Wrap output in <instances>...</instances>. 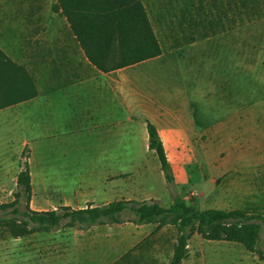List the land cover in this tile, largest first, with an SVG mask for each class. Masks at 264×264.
<instances>
[{
    "label": "crops",
    "instance_id": "crops-1",
    "mask_svg": "<svg viewBox=\"0 0 264 264\" xmlns=\"http://www.w3.org/2000/svg\"><path fill=\"white\" fill-rule=\"evenodd\" d=\"M22 3L24 11L19 15L0 13V143L8 137V112L13 108L20 109L19 122L23 121L21 117L24 120L31 117L33 127L29 129L43 133V137L69 134L64 145L60 141L49 145L51 168L56 169L51 179L58 181L63 193L70 189L67 180L73 179L68 172V164L71 163L68 149L73 148L74 153L81 149L73 159V174L77 181L74 188L78 192H74L73 197L64 194L60 206L83 208L120 199H156L165 206L171 205L173 199L169 184L160 161H156L157 155L149 148L148 120L159 130L175 174L176 187L191 181V164L198 169L202 165L210 167L213 172L210 179L212 194L208 201L214 206L205 209L245 210L248 205L264 203L260 197L264 191V155L260 147L247 144L219 151L214 156L212 150L204 153L201 150L210 147L222 149L229 133H232V127L224 122L223 117L219 120L204 118L195 106L198 97H202V85L215 83L203 80L196 73L203 53L192 61L193 68H188L189 62L185 61L176 90L172 92L164 84L158 87L156 95L148 94L135 81L138 71L132 68L158 58L164 52L133 65L103 71L89 61L77 39L75 43L76 37L70 27L59 30L51 22L49 27L44 26L43 22L47 24V19L56 21L60 14V10L55 8L57 0H24ZM210 63L216 62L211 60ZM229 64L234 67L231 61ZM240 66L248 93L249 60L242 59ZM192 70L194 74H191ZM26 72L35 83L38 94L8 104L17 84L27 82ZM205 92L204 96H208V91ZM221 95L216 93L213 97L221 99ZM261 96L264 100V91ZM262 106L264 113V103ZM226 107L232 110L233 104H226ZM235 171L241 172V179H235ZM162 188L166 189L164 194H160ZM191 193L200 195L194 190ZM240 201L243 207L238 205ZM82 203L87 205L82 206ZM131 223L135 229L127 227L130 233L117 227L116 223L111 229L106 228L108 224L101 225L98 231L101 234L93 239V243L99 246L100 264H170L179 236L178 229L169 224L156 231V223ZM166 230L175 231L176 236L162 238L156 235L148 239L151 246L144 247L141 243L146 234H162ZM195 242L197 244L192 249L190 239L188 256L181 264H198L199 259L206 264L209 251L221 255L232 253V256L236 251L238 259L244 262L251 252L243 244L227 240L202 238ZM135 246L137 249L131 250ZM65 256V264H70V254Z\"/></svg>",
    "mask_w": 264,
    "mask_h": 264
},
{
    "label": "rangeland",
    "instance_id": "rangeland-1",
    "mask_svg": "<svg viewBox=\"0 0 264 264\" xmlns=\"http://www.w3.org/2000/svg\"><path fill=\"white\" fill-rule=\"evenodd\" d=\"M23 1L0 0V13L9 12L11 15H19L24 11ZM143 2L164 53L158 58L144 61L132 68L138 71L135 73L137 84L143 86L148 94L156 95L159 91L158 87L164 84L173 92L179 87L178 78L180 71L183 73L186 66L185 61L189 62L188 68H193L195 65L192 61L198 59L200 53H203L196 73L200 74L203 80L207 79V82L213 80L215 83L202 85V97H198L195 106L204 118L219 120L223 117L224 122L232 127V133H229L222 149L210 147L201 150L203 153L212 150L214 156L219 151L233 147L237 149L250 144L260 147L259 150L264 155V113L262 111L264 100L261 96L264 91V0H143ZM55 8L58 10L57 6ZM60 14L56 21L47 19V24L43 22L44 26L49 27L51 22L59 30L69 29L67 20ZM242 59H248L250 63L248 93L247 81L245 78L244 81L242 79L240 66ZM211 60L216 63L212 65ZM218 61L222 63L218 64ZM230 61L234 67H231ZM191 74H194V70ZM190 86L193 88V85ZM205 91H208V96H204L207 94ZM216 93L219 96L223 95L221 99L214 98ZM231 103L232 110L226 107V104ZM19 111L20 109L13 108L8 112L10 131L7 139L0 143V203L14 198V192L18 189V173L27 160L33 185L31 207L38 210L59 208L64 194L73 197L74 192H78L74 188L77 181L73 174L75 166L73 159L81 149H76L75 153L73 148L68 149L70 151L68 158L71 162L70 165L68 164V172L73 179L67 180V187L70 189L63 193L58 181L51 179V174L56 173V169L51 168L49 145L58 141L64 145L69 134L60 133L56 138L43 137V133L29 129L33 127L31 117L25 120L21 117L23 121L19 122ZM207 137L208 133L205 134V138ZM138 151L140 154V147ZM156 161L158 163V158ZM189 169L191 181L178 186V192L186 196L185 199L190 205L199 209L214 206L208 201L212 194L210 179L213 172L210 167L202 165L198 169L191 164ZM64 173L67 172L64 171ZM233 176L235 179H241L242 174L235 171ZM193 190L200 195L192 194ZM165 192L166 189L162 188L160 194ZM170 192L172 196L173 191L170 190ZM260 197L264 199V191ZM87 203L81 205L86 206ZM238 205L243 207L241 201ZM245 211L264 214V203L259 206L248 205ZM113 225L115 224H108L106 228L111 229ZM116 226L122 227L123 231L129 233L131 231L127 227L135 229L131 222L116 223ZM101 227L96 225L87 230L61 227L51 232H37L25 237H14L7 228L0 226V264H65L64 257L66 258L67 253L71 256L70 264H100L97 250L99 246L93 243V239L99 237L101 232L98 231ZM156 235L162 238H174L176 232L166 230L162 234L157 232L146 234L141 242L144 243L143 246H151L152 243L148 239ZM202 238H204L202 235L195 234L192 237L191 248L193 249V245L197 244L195 241ZM259 249L264 256V228L261 232ZM233 253L232 256V253L221 255L211 254L209 251L206 264H264V258H260L259 250L250 252L249 258L244 262L238 259L236 251ZM199 256L200 254L198 259ZM197 263L203 264L200 259Z\"/></svg>",
    "mask_w": 264,
    "mask_h": 264
},
{
    "label": "trees",
    "instance_id": "trees-1",
    "mask_svg": "<svg viewBox=\"0 0 264 264\" xmlns=\"http://www.w3.org/2000/svg\"><path fill=\"white\" fill-rule=\"evenodd\" d=\"M56 6L66 17L89 61L103 71L133 65L163 53L143 0H57ZM26 75L27 82L17 84L8 104L38 94L35 83L27 72ZM147 130L149 148L157 155L173 191L171 205L165 206L156 199H120L83 208L62 205L57 209H34L31 207L32 174L26 160L17 176L14 198L0 203V226L14 237H25L61 227L87 230L96 225L133 222L156 223L157 231L170 224L179 231L170 264H181L188 256V244L195 233L209 240L241 243L251 252L259 250L260 258H264L259 249L264 214L241 209H199L190 205L177 190L175 174L157 126L148 120Z\"/></svg>",
    "mask_w": 264,
    "mask_h": 264
}]
</instances>
